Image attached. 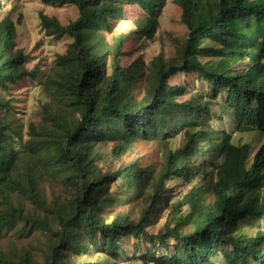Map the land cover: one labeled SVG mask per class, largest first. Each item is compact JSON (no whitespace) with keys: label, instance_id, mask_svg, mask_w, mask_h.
I'll return each mask as SVG.
<instances>
[{"label":"trees","instance_id":"trees-1","mask_svg":"<svg viewBox=\"0 0 264 264\" xmlns=\"http://www.w3.org/2000/svg\"><path fill=\"white\" fill-rule=\"evenodd\" d=\"M39 1L74 6L79 17L63 25L57 17L39 15L46 37L73 42L45 77L48 101L42 105V120L28 126L26 140L8 92L21 81L37 80L42 70L39 65L28 68V55L17 48L15 23L0 20V264H79L76 258L92 253L115 263L126 254L123 241L130 237L151 244L138 257L144 264H219L218 259L224 264H264V231L250 237L235 234L240 222L264 219V144L254 154L250 144L237 146L231 134L205 128L199 120L206 118L209 104L181 102L187 87L170 82L196 75L208 82L213 98L227 94L237 132H264V0H176L188 36L178 44L174 59L161 54L153 60L142 100L130 92L144 77V63L139 59L129 69L121 66L130 35L110 42L102 33L111 31L110 19L121 15L120 6L106 0ZM130 1L151 17L137 35L152 39L167 0ZM206 55L209 60L203 62ZM246 59L252 62L246 70L233 72ZM182 131L185 145L169 151L154 177L138 163L113 174L99 165L102 148L110 143L121 158L140 140L167 148ZM214 152L221 162L213 174L206 158ZM199 154L201 188L170 207V200H164L167 182L189 180ZM121 180L129 192L146 197L140 221L126 213L109 214L117 207L111 187ZM47 184L57 186L51 201ZM163 202L171 208L168 222L151 235L146 228L152 211ZM16 231L46 236L41 261L29 250L4 248ZM134 249L141 247L134 244Z\"/></svg>","mask_w":264,"mask_h":264},{"label":"rangeland","instance_id":"rangeland-1","mask_svg":"<svg viewBox=\"0 0 264 264\" xmlns=\"http://www.w3.org/2000/svg\"><path fill=\"white\" fill-rule=\"evenodd\" d=\"M106 1L120 6L122 12L120 16L110 19L111 31L102 30V33L110 42L120 34L130 35L123 47L121 66L123 69H129L139 59L144 63V77L137 79L130 92L138 100H142L146 95V75L153 60L161 54L167 60L174 59L177 55L178 44H181L188 36V29L182 22V9L177 5L176 0H167L159 19L160 27L155 36L152 39H148L137 35V32L143 30L151 21V17L144 13L139 6L130 0ZM41 12L51 17H57L63 25H68L79 17V11L74 6L59 8L46 6L39 0H0V20L10 18L15 23L17 48L28 55V68L33 69L39 65L42 70V74L37 80L26 79L21 81L11 87L8 92V97L13 100L12 105L16 116L21 120L18 125L24 131L25 140L28 126L31 123L37 124L42 120V105L48 101L47 94L43 88L45 77L55 65L57 56L64 54L69 44L73 42L68 37L62 40L46 37L40 27L39 15ZM205 46L215 47L216 45L211 42H205ZM209 57L210 55H206L202 58V61L209 60ZM251 63L249 59H246L235 64L232 70L235 73L243 72ZM170 82L171 84H180L187 87L186 95L179 99L181 102H190L195 105L209 104V112L205 116L206 118L199 120V124H203L205 128H212L215 131L231 134L232 143L237 146L250 144L253 147L254 154L264 144V132L258 130L247 133L237 132L234 113L230 103L227 102V94L225 92L218 98H213L208 82L198 80L196 75H181L172 78ZM184 134V131H182L171 139L167 148L155 140L137 141L134 144V148L121 158H117L113 154L115 144L110 143L102 148L103 159L99 165L105 172L113 174L119 171L123 165L138 163L142 169L150 168L154 177L162 170L165 157L169 151L178 150L185 145ZM201 154L193 159L192 177L189 180L174 178L167 182L164 200H170V207H174L193 188H201L203 174L202 170L198 168L201 165L200 161H203L200 157ZM206 161H208V172L214 174L213 170L221 160L214 152L206 158ZM122 178L125 179V177ZM56 188L55 184L46 185L49 201L53 199L52 191ZM111 191L115 192L117 207L109 209V214L115 216L120 213H126L135 222L140 221L143 210L148 205L145 195H135L129 192L128 186L123 180L113 184ZM260 192L264 196V181ZM126 199H129V201H125ZM214 199L210 195V201ZM166 208L165 202H163L157 206L156 211H152L155 213L152 216L150 225L146 228L151 235H156L162 231L168 222L171 208ZM188 210V207L184 208L185 213ZM259 231H264V219H248L239 223L235 234L239 237H250L257 235ZM5 241H9V244L5 245L3 243L4 248L10 246L12 249L29 250L38 261L42 260V250L45 246L47 247L46 236L40 231H34L31 236L20 235L16 231L11 233ZM134 244H139L141 250L136 252ZM123 245L126 249V254L121 255L115 263L105 255L96 253H92L87 257L76 258V261L79 264H144L138 257L142 256L151 247V244H147L145 241H137L135 238L130 237L123 241ZM20 254L18 253V256ZM160 254H165V251L163 250ZM217 262L224 264L223 259H218Z\"/></svg>","mask_w":264,"mask_h":264}]
</instances>
